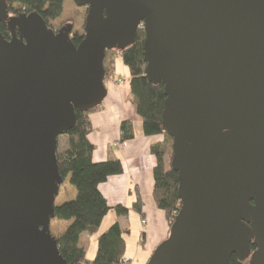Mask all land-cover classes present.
<instances>
[{"label":"water","instance_id":"95a60500","mask_svg":"<svg viewBox=\"0 0 264 264\" xmlns=\"http://www.w3.org/2000/svg\"><path fill=\"white\" fill-rule=\"evenodd\" d=\"M85 34L55 32L0 0V264H68L51 232L59 139L103 104L105 57L144 28L145 75L181 208L147 264H264V0H75Z\"/></svg>","mask_w":264,"mask_h":264},{"label":"trees","instance_id":"16d2710c","mask_svg":"<svg viewBox=\"0 0 264 264\" xmlns=\"http://www.w3.org/2000/svg\"><path fill=\"white\" fill-rule=\"evenodd\" d=\"M65 0H7L10 18H17L21 14L38 12L51 27V22L59 19L63 14ZM0 32L10 38L8 22L0 23ZM83 35L76 34L74 43L78 46ZM144 29H138L136 41L129 49L108 50L105 57V84L115 80L116 60L122 58L129 69L131 89L130 101L136 106L142 119L143 134L146 137H162L161 142L152 145V153L157 158L154 169L155 189L154 197L157 207L165 212L169 226L175 221L181 208L178 198L179 176L172 168L173 139L163 128L164 86L161 83L150 82L146 75L144 62ZM114 56L110 66H106L108 55ZM121 80V79H120ZM102 104L88 112L76 111V126L64 137V146L58 145L57 158L60 172L64 181L69 183L75 191L73 197H68L56 207V219L69 222L63 234L57 237L61 255L68 264H121L126 254L125 231L120 219L127 218L129 208L118 205L115 207L119 221L98 237V248L95 259L87 258L84 247L80 245L81 236H94L111 210L109 203L100 190V186L110 177L124 173L123 164L118 159L102 162L93 160L94 146L89 141L92 131L90 115L101 109ZM135 138L133 123L129 120L121 124V141L127 142ZM134 209L141 210L138 200ZM231 264H251L250 260L240 262L235 255Z\"/></svg>","mask_w":264,"mask_h":264},{"label":"crops","instance_id":"0c3cea01","mask_svg":"<svg viewBox=\"0 0 264 264\" xmlns=\"http://www.w3.org/2000/svg\"><path fill=\"white\" fill-rule=\"evenodd\" d=\"M117 70L116 65L117 77L107 84L108 93L101 109L90 115L92 131L89 134V141L95 148L93 160L102 162L109 159H118L122 162L124 168L122 175L110 177L107 182L100 186V190L107 199L111 210L100 226L99 232L101 230V233L97 235H101L115 222L119 221L115 211L116 206L122 205L128 207L130 211L134 210L135 216L140 217L139 229L134 230L131 227L130 218L120 219L123 231H125L124 238L131 232L137 235L140 243L144 244L142 249L144 254L141 255L140 253L139 256L142 260L145 259V263H148L154 250L168 238L170 232L165 212L157 207L154 197V169L157 166V158L151 149L154 143L161 142L163 138L146 137L143 134L142 119L136 106L130 101V78L120 76V74H117ZM117 78L122 79L125 83L118 84L116 82ZM126 120L133 123L135 138L131 141L122 142L121 124ZM60 194L61 188L59 196ZM74 195L75 191L73 189L70 196L73 197ZM138 200L141 201L140 211L134 209V205ZM138 217L133 218L139 222ZM52 221L51 226H56V228L53 230L52 227L51 231L53 230L52 234L57 238L63 234L69 222L60 221L63 223L53 225ZM142 221H146V224L143 225ZM89 239L88 234L81 236L80 245L86 251L87 246L84 244V240ZM143 256L145 257L143 258ZM125 258L130 259L131 264H134L133 259L128 254Z\"/></svg>","mask_w":264,"mask_h":264},{"label":"rangeland","instance_id":"374dc122","mask_svg":"<svg viewBox=\"0 0 264 264\" xmlns=\"http://www.w3.org/2000/svg\"><path fill=\"white\" fill-rule=\"evenodd\" d=\"M87 8L86 7H79L77 6V4L75 3V0H65L64 2V9H63V14L62 16L51 22V26L54 30H58L64 26H66V24H69L72 26L71 29V33L72 35L74 33L78 34V35H83L85 34V26H86V17H87ZM114 56L112 55H108L106 58V66H110L111 60H113ZM116 65L118 67L117 70V74H120V76H124L125 78H130V72L129 69L124 65L122 58H117L116 60ZM120 79L117 78L116 82L118 84H121ZM122 80V79H121ZM123 81V80H122ZM137 125V124H136ZM66 141L65 137H61L59 139V144L60 146H64V142ZM73 190L71 184L69 183V178H67L63 185L61 186V194L60 196H58L57 201H56V205L58 206L62 201H64L66 198L70 197L71 191ZM133 217H138L135 216L134 210L130 211L128 218H130L132 225L131 227L135 230L136 228L139 229V223H140V217L139 218V222L135 221ZM53 225L55 224H59V223H63L60 222L59 220H57L56 218L53 219ZM53 227L56 228V226H51V229ZM53 230L51 231L53 233ZM98 233H101L98 231ZM97 233V234H98ZM129 233L126 235V254L125 256L127 257V254L130 258L133 259V263L134 264H147L145 263V259H141V257L139 256L140 253L141 255L144 254V252L142 251L143 249V243H140V241L137 238V235H135V233ZM94 235V236H90L89 240H84V244L87 246V258L89 259H95L96 254H97V248H98V236L99 235ZM54 236V235H53ZM55 237V236H54ZM141 248V250H140ZM145 256H143L144 258ZM140 261V263H138Z\"/></svg>","mask_w":264,"mask_h":264},{"label":"built area","instance_id":"2783aa9c","mask_svg":"<svg viewBox=\"0 0 264 264\" xmlns=\"http://www.w3.org/2000/svg\"><path fill=\"white\" fill-rule=\"evenodd\" d=\"M140 29H144L143 27H140ZM120 81V83L121 84H124L125 82L124 81H122V80H119ZM125 145H126V143H124ZM142 224L144 225V224H146V221H142ZM121 264H131V261H130V259H128V258H124V260L122 261V263Z\"/></svg>","mask_w":264,"mask_h":264},{"label":"flooded vegetation","instance_id":"af4514ba","mask_svg":"<svg viewBox=\"0 0 264 264\" xmlns=\"http://www.w3.org/2000/svg\"><path fill=\"white\" fill-rule=\"evenodd\" d=\"M68 26H71V25L66 24V26H64V27H62V28H60V29H58V30H54V29L52 28V26H51V28L57 33V32H59L60 30H65ZM75 36H76V33L73 34V41H74V39H75Z\"/></svg>","mask_w":264,"mask_h":264}]
</instances>
